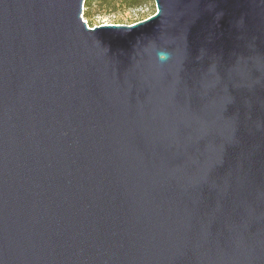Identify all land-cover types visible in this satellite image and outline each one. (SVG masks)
Returning a JSON list of instances; mask_svg holds the SVG:
<instances>
[{
  "label": "water",
  "instance_id": "95a60500",
  "mask_svg": "<svg viewBox=\"0 0 264 264\" xmlns=\"http://www.w3.org/2000/svg\"><path fill=\"white\" fill-rule=\"evenodd\" d=\"M0 0V264H264V0Z\"/></svg>",
  "mask_w": 264,
  "mask_h": 264
},
{
  "label": "rangeland",
  "instance_id": "374dc122",
  "mask_svg": "<svg viewBox=\"0 0 264 264\" xmlns=\"http://www.w3.org/2000/svg\"><path fill=\"white\" fill-rule=\"evenodd\" d=\"M112 9H106V3L92 4L90 7L83 5L81 13L83 20L91 28L105 24L129 25L141 21L156 12L154 0H141L137 6L127 7L124 0H116ZM89 12L90 18L85 12Z\"/></svg>",
  "mask_w": 264,
  "mask_h": 264
},
{
  "label": "trees",
  "instance_id": "16d2710c",
  "mask_svg": "<svg viewBox=\"0 0 264 264\" xmlns=\"http://www.w3.org/2000/svg\"><path fill=\"white\" fill-rule=\"evenodd\" d=\"M127 3V7H133V6H137L141 1V0H124ZM85 5L87 7H90L92 4H102V3H106V9H112L114 7V5L116 4V0H85ZM86 13V17L90 18L89 12H85Z\"/></svg>",
  "mask_w": 264,
  "mask_h": 264
}]
</instances>
